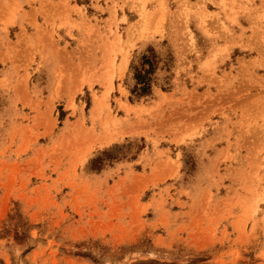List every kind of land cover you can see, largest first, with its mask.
Returning a JSON list of instances; mask_svg holds the SVG:
<instances>
[{
  "label": "rangeland",
  "instance_id": "374dc122",
  "mask_svg": "<svg viewBox=\"0 0 264 264\" xmlns=\"http://www.w3.org/2000/svg\"><path fill=\"white\" fill-rule=\"evenodd\" d=\"M203 1L0 0V264H264V0Z\"/></svg>",
  "mask_w": 264,
  "mask_h": 264
},
{
  "label": "bare ground",
  "instance_id": "6f19581e",
  "mask_svg": "<svg viewBox=\"0 0 264 264\" xmlns=\"http://www.w3.org/2000/svg\"><path fill=\"white\" fill-rule=\"evenodd\" d=\"M141 1H142V0H141ZM160 1H161V0H160ZM179 1H180V0H179ZM204 1H205V0H204ZM204 1H203V2H204ZM134 2H135V1H134ZM177 3H178V2H177ZM137 4H138V3H137ZM136 6H138V5H136ZM187 6H188V5H187ZM134 7H135V6H134ZM196 7H197V6H196ZM140 8H141V7H140ZM182 8H183V7H182ZM141 9H142V8H141ZM182 10H183V9H182ZM185 10H186V9H185ZM187 10H188V9H187ZM244 10H245V9H243V11H244ZM259 10H261V9H259ZM164 11H165V10H164ZM175 11H176V10H175ZM177 11H179V10H177ZM260 12H261V11H260ZM139 13H140V12H139ZM143 13H144V12H143ZM181 13H182V12H181ZM181 13H180V14H181ZM176 14H177V13H176ZM142 16H143V17H146L145 14L142 15ZM158 16H159V15H158ZM161 16H164V15L162 14ZM255 17H256V16H255ZM141 18H142V17H141ZM156 18H157V17H156ZM161 18H162V17H161ZM161 18H160V19H161ZM142 19H143V18H142ZM144 19H145V20H143V21L146 22V18H144ZM152 19H153V18H152ZM152 19H151V20H152ZM153 20H154V19H153ZM166 20H167V19H166ZM143 21H142V22H143ZM156 21H157V19L154 20V23H153V21H150V23L152 22V23L154 24V28H155V26H156V29H157V27H159V26H158L159 23H157V24H158V25H157V24L155 23ZM142 22H141V23H142ZM141 23H140V24H141ZM152 23H151V24H152ZM138 24H139V23H138ZM142 24H144V22H143ZM144 25H145V24H144ZM146 25H147V23H146ZM138 26H140V25H138ZM161 26H162V25H161ZM140 27L143 29V31H145L146 28H147V26H146V27H145V26L143 27V25L140 26ZM137 29H138V28H137ZM144 29H145V30H144ZM139 31H141V30H139ZM143 31H141V32L143 33ZM158 31H159V30H157V33H158ZM155 32H156V30H155ZM131 34H132V33H131ZM131 34H130V35H131ZM128 36H129V35H128ZM132 37H133V36L131 35L130 40H133V39H131ZM130 42H131V41H130Z\"/></svg>",
  "mask_w": 264,
  "mask_h": 264
}]
</instances>
